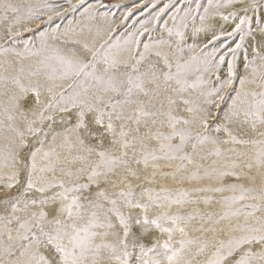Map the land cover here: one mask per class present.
<instances>
[{
    "label": "snow or ice",
    "instance_id": "1",
    "mask_svg": "<svg viewBox=\"0 0 264 264\" xmlns=\"http://www.w3.org/2000/svg\"><path fill=\"white\" fill-rule=\"evenodd\" d=\"M0 264H264V0H0Z\"/></svg>",
    "mask_w": 264,
    "mask_h": 264
}]
</instances>
